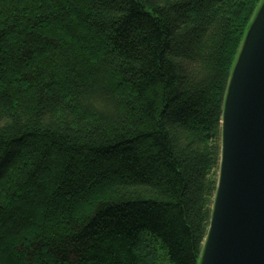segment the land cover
<instances>
[{"label": "trees", "instance_id": "obj_1", "mask_svg": "<svg viewBox=\"0 0 264 264\" xmlns=\"http://www.w3.org/2000/svg\"><path fill=\"white\" fill-rule=\"evenodd\" d=\"M263 2L0 0V264H200Z\"/></svg>", "mask_w": 264, "mask_h": 264}, {"label": "water", "instance_id": "obj_2", "mask_svg": "<svg viewBox=\"0 0 264 264\" xmlns=\"http://www.w3.org/2000/svg\"><path fill=\"white\" fill-rule=\"evenodd\" d=\"M200 264H264V2L225 99L218 188Z\"/></svg>", "mask_w": 264, "mask_h": 264}, {"label": "rangeland", "instance_id": "obj_3", "mask_svg": "<svg viewBox=\"0 0 264 264\" xmlns=\"http://www.w3.org/2000/svg\"><path fill=\"white\" fill-rule=\"evenodd\" d=\"M144 242L147 246H144L142 251L149 254L156 264H168L167 253L161 243L150 236H147Z\"/></svg>", "mask_w": 264, "mask_h": 264}]
</instances>
